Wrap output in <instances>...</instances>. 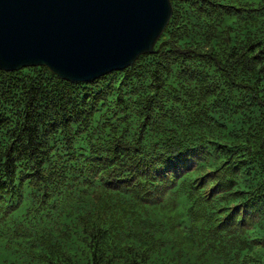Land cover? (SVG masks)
Returning a JSON list of instances; mask_svg holds the SVG:
<instances>
[{"label":"trees","instance_id":"1","mask_svg":"<svg viewBox=\"0 0 264 264\" xmlns=\"http://www.w3.org/2000/svg\"><path fill=\"white\" fill-rule=\"evenodd\" d=\"M171 1L124 70L0 69V264H264V0Z\"/></svg>","mask_w":264,"mask_h":264},{"label":"water","instance_id":"2","mask_svg":"<svg viewBox=\"0 0 264 264\" xmlns=\"http://www.w3.org/2000/svg\"><path fill=\"white\" fill-rule=\"evenodd\" d=\"M172 15L171 0H0V69L91 82L154 52Z\"/></svg>","mask_w":264,"mask_h":264},{"label":"rangeland","instance_id":"3","mask_svg":"<svg viewBox=\"0 0 264 264\" xmlns=\"http://www.w3.org/2000/svg\"><path fill=\"white\" fill-rule=\"evenodd\" d=\"M196 156H198V154H196ZM247 210V209H246ZM246 210H240V212H243V211H246ZM249 211L247 210V213H248ZM248 215H250L251 217H253V213L252 214H248Z\"/></svg>","mask_w":264,"mask_h":264}]
</instances>
